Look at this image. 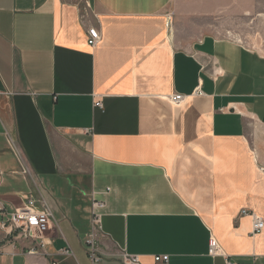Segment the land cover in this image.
Here are the masks:
<instances>
[{
	"label": "crops",
	"instance_id": "obj_1",
	"mask_svg": "<svg viewBox=\"0 0 264 264\" xmlns=\"http://www.w3.org/2000/svg\"><path fill=\"white\" fill-rule=\"evenodd\" d=\"M243 1L0 0V222L52 215L0 264H90L94 200L103 264H264V55L205 28Z\"/></svg>",
	"mask_w": 264,
	"mask_h": 264
},
{
	"label": "built area",
	"instance_id": "obj_2",
	"mask_svg": "<svg viewBox=\"0 0 264 264\" xmlns=\"http://www.w3.org/2000/svg\"><path fill=\"white\" fill-rule=\"evenodd\" d=\"M172 22L169 21L166 23V27L170 28ZM100 41V36L98 31L95 28H89L87 30V45L90 47L95 46ZM199 95L201 93H195ZM184 97L179 94H174L169 97V101L172 104L179 105L183 102ZM95 107H100V102L94 104ZM25 210L23 213L10 212L9 218L6 221L0 222V228L2 230L9 229L10 232H16L19 237L26 240H31L35 243V240L39 239L37 248L39 250L44 246L43 235L48 232L50 229L52 215L49 207L46 205L45 201L41 199H35L33 197H26L24 199ZM102 208V203L94 200L92 203V216H91V226L92 229L90 233L85 238V246L87 251V257L90 264H103L104 257L101 252L98 250L97 244L95 243L96 236L101 231V216L98 212V209ZM4 207L0 204V214H5ZM241 215H250L252 218V235L260 234L264 229V220L256 215L255 213L249 212L247 210H242ZM37 250L32 247L28 253L37 254ZM61 254L68 255V250H61ZM208 255L210 257H223L227 260L226 257L217 240L214 237H210L208 240ZM168 256H156L154 261L156 263H167ZM140 257L136 255H123L122 264H139ZM52 264H56L52 262ZM226 264H235L229 260L226 261Z\"/></svg>",
	"mask_w": 264,
	"mask_h": 264
},
{
	"label": "rangeland",
	"instance_id": "obj_3",
	"mask_svg": "<svg viewBox=\"0 0 264 264\" xmlns=\"http://www.w3.org/2000/svg\"><path fill=\"white\" fill-rule=\"evenodd\" d=\"M230 13L229 23L214 20L206 30L232 38L264 55V0H244L238 8L230 9Z\"/></svg>",
	"mask_w": 264,
	"mask_h": 264
}]
</instances>
